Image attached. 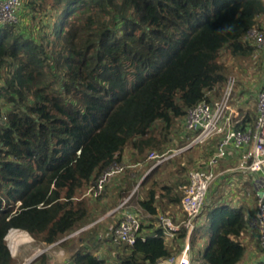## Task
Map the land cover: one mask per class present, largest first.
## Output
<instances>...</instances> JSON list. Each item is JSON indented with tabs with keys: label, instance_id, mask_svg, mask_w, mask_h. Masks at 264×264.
I'll return each mask as SVG.
<instances>
[{
	"label": "trees",
	"instance_id": "16d2710c",
	"mask_svg": "<svg viewBox=\"0 0 264 264\" xmlns=\"http://www.w3.org/2000/svg\"><path fill=\"white\" fill-rule=\"evenodd\" d=\"M25 6L28 24L0 25V264H17L6 240L10 229L54 244L89 222L90 199L102 194L85 191L112 163H122L125 149L133 161H144L189 108L220 97L227 80L221 54L254 53L247 33L264 16V0H30ZM253 122L244 112L242 125ZM216 141L203 143L212 148L197 167L208 164ZM158 166L138 186L144 197L128 198L150 215L158 213L159 196L180 206L177 186L189 182L188 171L168 185L156 175ZM212 204L209 242L195 249L204 231L192 233L191 263L239 264L245 247L235 238L248 216L225 202ZM185 237L180 227L171 246L158 229L114 246L120 264H156L180 255ZM109 263L80 248L69 264ZM29 264H48V257Z\"/></svg>",
	"mask_w": 264,
	"mask_h": 264
},
{
	"label": "built area",
	"instance_id": "2783aa9c",
	"mask_svg": "<svg viewBox=\"0 0 264 264\" xmlns=\"http://www.w3.org/2000/svg\"><path fill=\"white\" fill-rule=\"evenodd\" d=\"M22 4V0H0V25L20 23ZM247 38L256 48L264 49V24L252 27L247 33ZM233 83L234 80L229 78L225 91L220 97L202 100L187 110L184 118V127L188 132L185 135L187 142L179 150L201 145L212 139L217 141L208 164L204 167L192 168L188 172L189 182L183 187L180 200L184 218L175 223L170 217L160 215L159 223L165 239L174 237V233L180 227L186 230L187 239L196 227L208 189L217 178L214 171L215 165L225 158L230 150H241L236 169L243 177L251 176L252 191L255 194V211L249 219V226L258 231L259 244L264 251V86L257 93V118L253 124L242 125L241 107L229 103ZM148 158L155 160L154 166L163 161L162 155L153 151ZM125 167L123 163H112L85 191L84 195L92 198L100 196L105 192L109 178L123 171ZM127 201L128 198L122 200L119 207H123ZM140 225L138 215L128 210L116 224L108 228L107 235L114 245H131L137 238L145 239L141 235ZM186 241L179 257L168 259L170 264H190V244Z\"/></svg>",
	"mask_w": 264,
	"mask_h": 264
},
{
	"label": "crops",
	"instance_id": "0c3cea01",
	"mask_svg": "<svg viewBox=\"0 0 264 264\" xmlns=\"http://www.w3.org/2000/svg\"><path fill=\"white\" fill-rule=\"evenodd\" d=\"M30 0H23L24 5L22 9L20 10V18L21 22L23 19L27 18V14L29 13L27 10V7L25 6V3H27ZM260 23L264 24V16L259 18ZM263 50L261 48H256V51ZM240 107H243L244 105H239ZM242 110V108H241ZM184 120V119H182ZM241 150H236L232 149L230 150V153L221 161L215 165L214 171L217 175V178L215 180V183L212 185V191L213 193L206 199L205 205H204V218L202 221H199V218L196 223V227L193 231L197 232L198 228L201 227L203 228L206 224V219H207V212L212 207V203H219V202H225V204H228L230 207L235 208V209H242L246 213L247 217V227L245 231L239 236L240 237V242L247 247L245 248L246 252H249L250 257H253L252 255L257 253L259 256L260 254L262 257L258 259L259 261L256 262V264H264V251L260 247L259 244V236H258V231L249 226V219L253 216L254 211H255V197H253V204L250 203L248 199H244L242 197L243 194H247L249 190V186L253 187V182L251 179V176L243 177L242 174L239 173V171L236 169L237 164H238V159L240 157ZM128 155H134L132 150H128V152H123L122 155V161L129 159ZM149 159H145L144 161H137L133 167L137 166L135 169H131V171H128L129 167L127 166V177L125 176L126 173H121L117 174L112 180L108 181L106 187V193L103 195L100 199L94 200L90 199L91 204H97L93 205L90 209V217H91V222H87V224H83L82 226L79 227V232L82 231L81 235L79 237L74 238L70 243H68V248L70 247L69 255L66 257L61 263L58 264H69L72 261L73 254L76 250L83 248L84 250L88 251H93L97 255L102 256V257H107L105 253L106 250L103 249L108 246H112V242L110 241L108 235H107V230L110 226L116 224L122 217L123 213L131 210L135 211L136 214L138 215L140 219V223L142 224L141 228V235L144 237L146 236H154L156 234V231L158 229H161V225L159 223V217L160 215H165L170 217L175 223H178L181 219H183L184 212L182 210L181 205L179 206H174L172 203L167 202V196H162L158 198L160 199V203L158 205V213L156 215H150L148 213H145L143 209L136 203H130L127 201V203L123 207H119L121 199L129 198L131 195L130 193L134 191L135 185L132 186L131 189L128 190V196L126 197H119V192H122L123 189L125 190L126 186L130 183V181H136L137 177V183L139 184L143 178L142 173H140V170L144 167H146V161ZM154 164H152V167L146 169L147 172H149V175H151L150 172L154 170L153 167ZM140 169V170H139ZM145 171V174L147 173ZM176 173V172H175ZM170 174L169 178L167 177L166 183L170 186L175 187L173 184V181L177 179L176 174ZM148 175V176H149ZM125 176V177H124ZM142 176V177H141ZM184 187V186H183ZM182 186L178 185V189H183ZM224 187H227V191L222 189ZM232 190V192H230ZM249 193V192H248ZM253 193V191L251 192ZM144 193L142 195H139V198H143ZM97 217V218H96ZM182 217V218H181ZM78 229V228H77ZM204 231V230H203ZM65 239V238H64ZM171 246L176 245L175 243L172 242L173 237H168L165 239ZM186 241V237L182 243L184 246V243ZM190 242V241H189ZM58 243V242H57ZM197 245L198 246H206L204 236L199 238L197 240ZM114 245V244H113ZM104 246V247H103ZM182 246V247H183ZM65 246H62L59 249H63ZM257 248V251H256ZM98 249V250H97ZM248 249V250H247ZM97 250V251H96ZM193 250V249H192ZM263 251V252H261ZM12 254V253H11ZM104 255V256H103ZM106 255V256H105ZM245 255V253H244ZM109 257V256H108ZM179 257V255L177 256ZM243 259V258H242ZM192 260L191 256V247H190V261ZM242 261V260H241ZM48 264H56L52 258H48ZM156 264H170L167 259H160L157 261Z\"/></svg>",
	"mask_w": 264,
	"mask_h": 264
},
{
	"label": "rangeland",
	"instance_id": "374dc122",
	"mask_svg": "<svg viewBox=\"0 0 264 264\" xmlns=\"http://www.w3.org/2000/svg\"><path fill=\"white\" fill-rule=\"evenodd\" d=\"M24 22L25 21L22 20V22H20V23L25 26L26 23L27 24L29 23V20H27L25 24H24ZM33 24H35V23L33 22ZM220 61L223 62L224 65L227 67V69H226L227 70V80L224 83V87H223V90H221L222 91L221 94L225 91V88H226L227 83H228V79L232 78L234 80V83H233L232 88H231L229 103L233 106H238V105L243 104L244 106L241 107L242 108L241 111L243 113L244 112H250L253 116L254 121H255V119L257 118V106H256L257 93L264 86V51L263 50H259V51L254 50V53H252L250 56H247V57L231 56L228 52L224 51L220 56ZM214 97H216V96H214ZM184 118L181 117V118H179V120L174 121L171 128L169 129L167 140H166L165 144L162 146V148L160 150H157V151L153 150V152L162 155V158H163V161L157 164L160 167L158 166L159 170L156 172L157 173L156 175H158V176L162 175V177H165L166 179H167V177L169 178L170 174H174L176 171L179 172V173H175L178 176H181V177L186 176V173L190 169L197 167L196 164L200 163L202 160H205V156H206L208 150L210 148H212V146L209 143H207V144H203V145H199V146L196 145V146L190 147V148L185 149V150H181V151L179 150L187 142L185 135L188 132L186 131V129L184 127V120H182ZM162 134H163V131L161 132V135ZM128 150L130 151V149H128V148L125 149L124 151L128 152ZM150 153H152V151H150L147 154V158L149 157ZM128 158L129 159L122 161V163L124 165H127V166L130 165L129 167H132V168H129L128 171H131V169L137 168V166L133 167L132 165L137 163L138 160L142 161L140 159H138L137 161H133L132 155H130V156L128 155ZM148 159L149 160L146 161V164H147L146 167L142 168L141 170L139 169L140 173H142L143 177L147 174L149 175V172H147L146 169L149 170V168L152 167V164L155 163L154 159H150V158H148ZM183 164H185L184 165L185 168L181 169V165H183ZM157 165H155V166H157ZM145 171L147 172L146 174H145ZM139 184L136 183V185L134 187V191L130 193L131 195L134 192H135L134 195L138 194V197H139V195H142L143 192H142L141 187H138ZM248 188H249V190H248L249 193L247 192V194H243L242 197L244 199H248L250 201V203L253 204V193H251L253 190V187L250 184V186ZM212 189H213L212 186H210V188L208 189V192H207L206 199H208V197H210V195L213 193ZM222 189H224V187ZM106 190H107V187H106ZM106 190H105V192L102 193L101 197L103 195H105ZM224 190L227 191V193L229 192V190H227V187H225ZM230 192H232V190H230ZM122 200H124V199H121V201ZM205 202H206V200H205ZM133 203H136V202H133ZM93 205H97V204L96 203L91 204L92 207H93ZM204 205H205V203H204ZM204 215L205 214H204V206H203L201 213H200V216L198 217L199 221L203 220V218L205 217ZM92 220H90L89 222H91ZM209 224H210V222H209V219L207 218L205 226L203 228L199 227L197 229V230H202V231L204 230V240H205L206 246H207L209 239H210ZM10 230H12V229H10ZM14 230L19 231L17 229H14ZM78 230H79V228L76 229L75 231H73L72 233L68 234L66 237H64L65 239L64 238L63 239L65 241H63L62 244H61V242L63 239L58 241V243H54V244H44V243L40 244V243H36L29 236V241L18 246L19 248L17 247V249L15 250V252L12 255L16 258L17 264H28L31 261H33L34 259H36L37 257H39V255L42 253H46L47 257L52 258V260L56 264L61 263L69 255L68 250H70V247L68 248V246H67L68 243H70L74 238L79 237L81 235L82 231L75 233ZM18 233L27 234L24 231H19ZM191 235L192 234H189L187 236L186 240L188 242L190 241ZM235 239L240 241V237L235 238ZM189 244H190V242H189ZM61 245L65 246V247L63 249H59L61 247ZM112 246H114V245L112 244ZM244 247L246 248L247 245ZM103 249L106 250L107 253H105V254L107 255V257L109 256V261H110L109 264H120L118 257H117L118 256L117 246L112 247V249L110 246H108L107 249H106V247ZM193 250L195 251V249H193ZM193 250L191 249V256L192 257H193ZM256 251H257V248H256ZM261 252H263V251H261ZM252 256L253 257H250L249 252L245 251V255L239 264H256V262L259 261L258 259H260V257H262L261 254L259 256L257 253L256 254L254 253ZM190 264H192L191 261H190Z\"/></svg>",
	"mask_w": 264,
	"mask_h": 264
},
{
	"label": "bare ground",
	"instance_id": "6f19581e",
	"mask_svg": "<svg viewBox=\"0 0 264 264\" xmlns=\"http://www.w3.org/2000/svg\"><path fill=\"white\" fill-rule=\"evenodd\" d=\"M19 231L12 229L6 235V240L12 254L15 252L18 246L29 241V235L24 233H18Z\"/></svg>",
	"mask_w": 264,
	"mask_h": 264
},
{
	"label": "water",
	"instance_id": "95a60500",
	"mask_svg": "<svg viewBox=\"0 0 264 264\" xmlns=\"http://www.w3.org/2000/svg\"><path fill=\"white\" fill-rule=\"evenodd\" d=\"M10 231V230H9ZM8 234V233H7ZM9 247V246H8ZM10 250V249H9ZM11 252V251H10ZM29 264V263H28Z\"/></svg>",
	"mask_w": 264,
	"mask_h": 264
}]
</instances>
